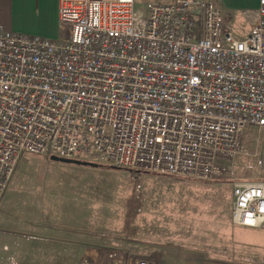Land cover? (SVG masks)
<instances>
[{
    "label": "built area",
    "instance_id": "built-area-1",
    "mask_svg": "<svg viewBox=\"0 0 264 264\" xmlns=\"http://www.w3.org/2000/svg\"><path fill=\"white\" fill-rule=\"evenodd\" d=\"M245 15L243 40L219 0H59L60 40L0 26V202L23 155H48L227 177L233 224L264 228V0ZM246 130L259 143L243 154ZM156 253L90 248L75 264H161Z\"/></svg>",
    "mask_w": 264,
    "mask_h": 264
},
{
    "label": "rangeland",
    "instance_id": "rangeland-1",
    "mask_svg": "<svg viewBox=\"0 0 264 264\" xmlns=\"http://www.w3.org/2000/svg\"><path fill=\"white\" fill-rule=\"evenodd\" d=\"M170 1L135 0V5L144 8ZM220 1L232 13L234 37L245 39L249 33L245 13L253 8L238 6L241 0ZM62 35L59 29L52 39ZM252 137L256 134L244 132L243 154L259 143L251 142ZM249 161L237 156L235 179L248 178L244 167ZM134 192L141 203L134 221L137 229L125 238L122 215ZM232 201L227 177L203 184L25 154L0 202V264H75L90 248L124 253L129 244L150 246L161 264H172L174 256L166 251L162 259L158 255L162 250L195 253L220 264H264V228L233 224Z\"/></svg>",
    "mask_w": 264,
    "mask_h": 264
},
{
    "label": "crops",
    "instance_id": "crops-1",
    "mask_svg": "<svg viewBox=\"0 0 264 264\" xmlns=\"http://www.w3.org/2000/svg\"><path fill=\"white\" fill-rule=\"evenodd\" d=\"M221 4L225 14L232 21V13L226 12L224 4L222 2ZM237 4L255 10L258 7V0H241ZM226 5L236 7L233 4ZM58 10L59 0H0V25L9 32L55 40L52 38L58 36ZM239 14L242 15L240 10ZM166 251L174 253L172 264H220L206 261L198 254L179 250H162L158 255L164 259Z\"/></svg>",
    "mask_w": 264,
    "mask_h": 264
},
{
    "label": "trees",
    "instance_id": "trees-1",
    "mask_svg": "<svg viewBox=\"0 0 264 264\" xmlns=\"http://www.w3.org/2000/svg\"><path fill=\"white\" fill-rule=\"evenodd\" d=\"M95 166L99 167V168H113V167H108V166L107 167L98 166V165H95ZM135 174L140 175L137 172H135ZM137 180H139V179H136V181ZM126 207H127V209H126ZM139 207H141L140 197L136 193L131 194L129 196V198L127 199L125 211L122 215V224H121L122 228L121 229L123 230V233H122L123 237H125L126 235L129 236L130 234H131V236L136 234L137 228L135 227L134 221L137 217V210L140 209Z\"/></svg>",
    "mask_w": 264,
    "mask_h": 264
},
{
    "label": "water",
    "instance_id": "water-1",
    "mask_svg": "<svg viewBox=\"0 0 264 264\" xmlns=\"http://www.w3.org/2000/svg\"><path fill=\"white\" fill-rule=\"evenodd\" d=\"M50 159L52 161L63 162V163L77 165V166L96 167L94 164L80 162V161H75V160H67V159H62V158H58V157H54V156H51ZM137 173H140L142 175H153V176H158V177H163V178H168V179L177 178V179L182 180V181L197 182V183H203V184L210 183L209 181L196 180V179L185 178V177H175L173 175H168V174L150 173V172H147V171H140V172H137Z\"/></svg>",
    "mask_w": 264,
    "mask_h": 264
}]
</instances>
